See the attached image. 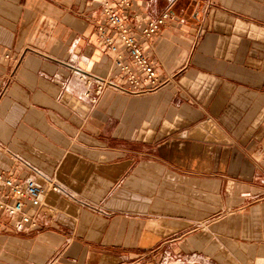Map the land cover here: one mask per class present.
Here are the masks:
<instances>
[{
  "label": "crops",
  "instance_id": "obj_1",
  "mask_svg": "<svg viewBox=\"0 0 264 264\" xmlns=\"http://www.w3.org/2000/svg\"><path fill=\"white\" fill-rule=\"evenodd\" d=\"M105 1L0 0V172L49 187L0 264H264V0H134L146 93L98 90Z\"/></svg>",
  "mask_w": 264,
  "mask_h": 264
},
{
  "label": "built area",
  "instance_id": "obj_2",
  "mask_svg": "<svg viewBox=\"0 0 264 264\" xmlns=\"http://www.w3.org/2000/svg\"><path fill=\"white\" fill-rule=\"evenodd\" d=\"M133 1L113 0L114 7L109 0L104 2L106 23L98 27L97 33L101 46L113 53L112 60L122 82L117 85L112 80L99 79L98 90L107 85H115L130 93H146L158 89L162 84L156 63L150 58L143 44L160 34L168 19L172 17L171 13L165 10L150 19L138 31H134L125 16ZM48 189L49 187L35 178L18 180L0 172V216L6 215L14 219L18 230L36 226L37 221L26 209V203L33 207L40 206Z\"/></svg>",
  "mask_w": 264,
  "mask_h": 264
},
{
  "label": "rangeland",
  "instance_id": "obj_3",
  "mask_svg": "<svg viewBox=\"0 0 264 264\" xmlns=\"http://www.w3.org/2000/svg\"><path fill=\"white\" fill-rule=\"evenodd\" d=\"M162 264H182L181 253L170 252L161 255Z\"/></svg>",
  "mask_w": 264,
  "mask_h": 264
}]
</instances>
